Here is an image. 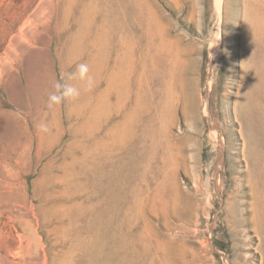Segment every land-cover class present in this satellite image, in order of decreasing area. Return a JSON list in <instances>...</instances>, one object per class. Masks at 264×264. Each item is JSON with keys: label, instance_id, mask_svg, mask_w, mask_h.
<instances>
[{"label": "rangeland", "instance_id": "1", "mask_svg": "<svg viewBox=\"0 0 264 264\" xmlns=\"http://www.w3.org/2000/svg\"><path fill=\"white\" fill-rule=\"evenodd\" d=\"M254 9V0H0V264H167L172 249L176 258L204 253V264H264V228L252 219L264 183L248 160V135L228 112L243 24L253 22ZM120 22H132L136 37L160 22L190 49L197 99L209 102L213 125L203 109L199 123L179 114L170 151H150L142 126L115 134L127 107L115 111L113 86L100 103L102 74L91 90L67 80L87 58L66 52L89 27L79 39L86 56L95 54L100 70L104 47L113 65ZM52 49L71 67L61 70ZM53 61L48 83L43 67ZM36 75L45 79L42 90L26 81ZM56 82L80 87L79 99L49 108ZM212 130L229 140L224 151Z\"/></svg>", "mask_w": 264, "mask_h": 264}, {"label": "bare ground", "instance_id": "2", "mask_svg": "<svg viewBox=\"0 0 264 264\" xmlns=\"http://www.w3.org/2000/svg\"><path fill=\"white\" fill-rule=\"evenodd\" d=\"M263 3L264 0H254L253 22H244L243 24L245 34L242 36L239 50L240 81L236 88L237 93L234 97V102L232 101V106L228 107V112L239 122V134L245 133L248 135V143L252 152L251 158L248 160L253 165L256 177L261 184L264 183V162L261 161L264 141ZM52 23L55 28L57 22ZM81 23L83 22H76L78 29L81 28ZM101 25L102 22L96 26V36L94 37L98 42L102 40ZM134 27L132 22L119 23V31L122 34L117 42L116 52L119 53L111 66L109 64L112 60L108 50L104 47L100 49V52H102L100 70L95 65L97 62L96 55L86 56L79 39L86 38L85 29L88 31L89 27L84 29L83 37L81 35L79 37L78 34L75 35L76 40H72L66 52L67 57L72 60L87 58L85 63L89 66V74L92 76L93 81L95 77L99 75L101 77V74L104 82L105 79L107 80L106 88L101 92L100 97L98 96L101 99L100 103H106L113 93L111 92L113 86L116 99L114 104L116 110H114L118 113L127 107V112L122 115L123 119L120 118L121 121H116V125L114 124L115 129H117L115 130L116 135L119 137L123 136L126 132L125 130L129 127L136 126L141 128L142 126L145 129L143 131L148 132L147 134L149 135L150 151H154L156 147L162 145L169 150L177 142L176 138L170 133L177 116L180 114L184 120L192 119L194 122L199 123L201 121L199 110L203 109L204 117L213 125L214 118L211 106L207 99L203 101L202 105L199 104L197 99V85L193 77L197 59L192 56L190 49L188 50L187 46L177 39L178 37L175 38L169 34L170 30L166 29L169 27L166 25V28H164L160 22H150L141 32L142 37L134 35ZM124 31L129 34V41L123 38ZM52 50L53 57L55 56L58 61H55V63L61 70L71 67L70 63L60 61V58L57 57L58 55H55V49ZM52 63V65L45 64L43 67L48 83L52 82V71L55 68L54 61ZM109 76L112 77L109 79ZM26 81L30 82L31 87L34 89L38 86L39 90H42L45 84V79L39 75ZM141 93L144 94L141 95ZM143 96L147 98L145 99L147 102L146 108H142L145 106H140ZM211 127L213 128V126ZM210 139L213 144L220 145L221 151H224L230 145L229 140H224L223 133L221 134L215 130L211 131ZM246 163L248 164V161ZM253 206V224L256 228L260 227L263 229L264 193L259 188L256 196H254ZM172 250L167 252V264H204L203 257L206 255L204 253L200 255L198 252H192L190 258L186 253L181 256L179 253V258H176Z\"/></svg>", "mask_w": 264, "mask_h": 264}, {"label": "clouds", "instance_id": "3", "mask_svg": "<svg viewBox=\"0 0 264 264\" xmlns=\"http://www.w3.org/2000/svg\"><path fill=\"white\" fill-rule=\"evenodd\" d=\"M90 69L87 63H79L76 66V71L67 74V80H79L82 82L85 90H91L94 81L92 76L89 74ZM55 91L49 94L48 107L53 108L59 106L67 101H76L81 95V88L71 83L56 82L53 86ZM40 130L47 132L48 128L46 125L41 124Z\"/></svg>", "mask_w": 264, "mask_h": 264}]
</instances>
